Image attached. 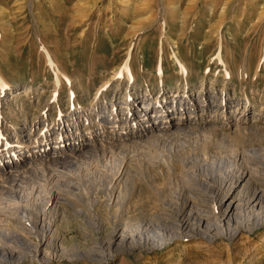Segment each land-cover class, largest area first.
Returning a JSON list of instances; mask_svg holds the SVG:
<instances>
[{
    "label": "rangeland",
    "instance_id": "rangeland-1",
    "mask_svg": "<svg viewBox=\"0 0 264 264\" xmlns=\"http://www.w3.org/2000/svg\"><path fill=\"white\" fill-rule=\"evenodd\" d=\"M125 64L130 67L136 88L142 94L149 89L152 100L160 95L159 90L180 96L192 89L198 95L203 85V92L213 90L234 104H248L251 112L261 117L264 0H0V82L11 85L8 97L3 99V137L28 126L33 128V141L44 132L39 123L56 124L71 118L76 109L88 114L94 107L110 103L114 91L124 100L133 88H128L126 74L119 80L114 73L123 70ZM182 65L187 74L182 72ZM243 110L240 108L239 113ZM200 115L199 121L210 120L207 113ZM87 122L81 130L112 133L102 128V122ZM234 129L223 130L226 136L234 137L227 146L187 140L181 135L155 149L124 147L123 152L110 148L113 145L98 147L97 157L85 158L71 169L76 188L67 186L70 179L65 182L59 177L55 181L69 199L64 197L74 201L73 205L61 203L68 220L49 212V217L58 220L61 251L49 257L31 255L20 260L17 256L25 255L21 245L5 236L24 235L36 244L39 233L23 232V227L29 232L33 227L21 223L35 219L53 188L42 176L55 171L37 169V174L34 171L20 181L23 186L10 209L4 206L0 212V235L4 237H0V246H5L0 264H264V225L254 227L253 211L238 226L226 228L223 235L212 233L205 238L188 231L169 236L165 229L185 217V197L211 201V191L225 179L228 161L234 160L235 152H246V156L233 164L253 170L255 185H264V119L237 132ZM224 134L220 131L217 136ZM53 148L51 144L49 149ZM250 149H260L261 154L251 155ZM122 163L124 178L111 188L117 202L108 208L111 194L106 187L112 184ZM212 165H222L223 169ZM38 185L46 189L41 198L36 194ZM95 190L100 193L96 195ZM85 191L88 198L83 196ZM97 196L101 197L97 211L103 222L91 226L76 213L87 211V203ZM210 206L199 208L211 213ZM18 213L23 214L21 222L11 219ZM148 217H154L156 225L148 227L140 242L118 245L119 240H113L118 229L130 233Z\"/></svg>",
    "mask_w": 264,
    "mask_h": 264
},
{
    "label": "bare ground",
    "instance_id": "bare-ground-1",
    "mask_svg": "<svg viewBox=\"0 0 264 264\" xmlns=\"http://www.w3.org/2000/svg\"><path fill=\"white\" fill-rule=\"evenodd\" d=\"M183 65L182 72L184 74H187V69ZM114 74V78L119 80H121L120 78H122L124 74H126L125 80H129L128 88H133L132 93L124 98V100L121 101L119 97L117 98L118 93L117 91H114L113 98H111L110 103H102L98 107H94L88 114H86V110L84 109H76L73 110L71 118L68 117L65 120L61 119L56 124L51 125L50 122L39 123L42 125V132H44L38 134L33 141L31 138L33 128H28V126H23L20 131L14 129V132L11 135L3 137L2 132L3 130H5V119L3 117V99H6L8 97L11 85L3 80L2 82H0V134L2 136L0 137V212H3L4 206L5 208L8 207L10 209V204L12 202L14 203L18 198V190L23 186V182L20 183V181H22L24 178H29V176H31L34 171L37 174L39 171H37V169H41L42 167H47L49 171H55L54 173L44 172L45 174H43L42 176L47 177V182L52 184L53 188H51L50 192L47 193V199L41 206L42 208L36 214L35 219L29 218L28 220H24L21 223V225L23 224L24 226L33 227V232H29L26 227H23V232H38L40 239L38 236L37 237L39 241L36 244H33V242L24 235H16L14 233L9 234L8 232L7 233L9 235L7 234L8 236H5L7 238L11 237L10 239L12 240H17L21 245L20 247L22 249L20 250L21 252L25 253V255H21L22 257L17 256V258H19L20 260H23L25 259V257H29L31 255H36V257H49L50 254H58L61 251L59 248L61 236H58L59 229L57 228L58 220L56 218V215L62 216L63 220L70 219V217H68V215L66 214L67 211H65V209L63 210L61 203L63 202L65 204L73 205L74 201L73 203L70 201L72 200V198L68 200L69 198L61 192L63 190L62 187H56L55 181L59 177H62L65 182L67 181V179H70L67 182V186L75 187L77 182L75 184V181L72 182L71 180V169L75 167L80 161H84L83 159L85 158L87 159L88 157H97V153L99 152L97 151L98 147L103 148L105 147L104 144H107L108 146L113 145L110 148L115 147L119 150H121L122 148L125 149L124 147H131L136 149H145L147 147H150V149H155L159 145H166L169 141H171V139L181 135H185V139L187 140H201L209 144L219 143L220 145H226L233 143L234 137H231L229 134H227L226 136L223 131L224 128H235L237 129V132L238 128H243V126L247 124H250L251 126H253V124L257 125L259 119H264V115L261 117H257L255 115V112L252 113L251 108L248 104L245 106H243V104L241 103L234 104L229 100V98L219 96L213 90H205L206 92H203V85L198 92V95L195 94L192 89L180 96L167 92V90H159L160 95L155 100H152L151 92L149 89H146L144 94H142L140 92V89L136 88L129 65L125 64L123 70H119ZM57 84L59 85V82H57ZM5 88L6 90L4 91ZM70 96L72 97V95ZM219 98L221 99L220 103ZM106 104H108V108L106 107ZM242 107L244 110L239 113L240 108ZM199 113H201L200 116H202L203 113H207V116H210V120H204V122H201L200 119L199 121ZM65 116L67 117L69 116V114H66ZM86 116H88L91 121L95 120V122H102V128H104L106 131L108 129L112 133L109 135H103L96 130H94L93 133L81 130L84 122L88 123L87 121L90 120ZM250 120L251 122L249 123ZM117 129L120 130V132L118 131L116 133H113ZM220 131H222V134H224L222 137L217 136L218 132ZM51 144H54V148L50 150L49 146ZM105 149L106 148H104V150ZM103 152H106V150ZM111 152L109 151L110 155ZM248 152L249 154L254 156H259L258 154H261L260 149H250L248 150ZM113 153L114 152H112V154ZM245 153L241 154L239 152H235L233 155L234 160L228 161L229 165L228 170L226 169V177H224L225 179L223 178L224 180L222 183H220L221 185H219V188L212 191L209 189L211 192H213L210 202H206L197 197L194 198L193 196H187L183 199V214H185V217L182 218L183 220H181V222L177 224L173 223V225L167 226V228H165L166 232L170 234L169 236H173L176 233L181 232L187 233L188 231H190L191 233L193 232L201 234L205 238L207 236H210L212 233H214V235H223L226 228L231 227L232 225L238 226L239 224H241L243 218L246 217L251 211H253V213H256L254 216V227L264 225V185H255V182L253 181V170H250V172L247 171L249 170L248 168L247 170L243 169V165L235 166V164H233L234 161H244V158L246 156ZM100 154L101 153H99V155ZM104 154L105 153L101 155L104 156ZM221 166H213V168L222 170L223 166ZM124 168L125 165L124 163H122L117 168L118 173H115L116 175L112 178V184H109V186L106 187V191L109 187V191L111 194V196L108 198L109 202L107 201L106 203V206L108 208H111L113 203L116 201L115 192L111 188L114 186L113 184H115L116 181L119 182L120 180L122 182L125 173ZM67 169H69L68 172L65 171ZM77 175H79V173L75 176ZM91 185H93L92 182ZM79 189L83 190L82 188ZM65 190L66 189H64V191ZM45 191V188L38 185L36 189L37 198H41V196L44 195ZM68 192L70 193V191ZM95 192L96 195L98 194V192L100 193V191L97 192L96 190ZM207 194H209V192ZM64 196H66L68 199ZM83 196L88 198L89 194L85 191ZM207 196L209 197L211 195ZM95 197L91 199H95ZM77 198L78 197H76V199ZM100 198H98L97 196L94 201H89L87 203V211H77L76 213L81 217L84 216V220H86L85 222L88 225L101 226V223L103 222L99 211H97L100 204L98 202L100 201ZM204 204L211 205L210 208L213 212L211 211L210 213L209 211L205 213L203 210H201L199 206H204ZM77 206L79 205L77 204ZM36 209L37 207H35V210ZM35 210H32V213ZM49 212H53L56 217H49ZM195 215L197 217H195ZM15 216L16 217H12L11 219H16L17 221L21 222L20 220H22L23 214L18 213ZM192 217L194 218L195 223L192 222ZM77 218L79 217L77 216ZM148 218H142L143 220L137 225V229L131 231L130 233L127 231L121 232L118 231V229L113 234V240H119L118 245L124 243L126 244V242L129 241L131 243L140 242L141 238L146 235V232H148V227L156 225L154 217ZM209 218L212 219L213 222L212 220H209ZM1 220L3 221V219ZM4 220L9 222V224L12 223L8 221L7 218ZM0 237H2V235H0ZM3 247L0 246V258L2 259L1 261L4 260ZM5 257L10 258L9 256Z\"/></svg>",
    "mask_w": 264,
    "mask_h": 264
},
{
    "label": "built area",
    "instance_id": "built-area-1",
    "mask_svg": "<svg viewBox=\"0 0 264 264\" xmlns=\"http://www.w3.org/2000/svg\"><path fill=\"white\" fill-rule=\"evenodd\" d=\"M104 134V133H103Z\"/></svg>",
    "mask_w": 264,
    "mask_h": 264
}]
</instances>
